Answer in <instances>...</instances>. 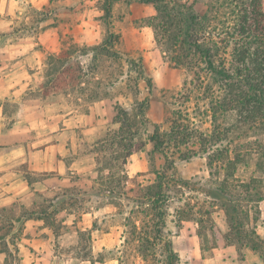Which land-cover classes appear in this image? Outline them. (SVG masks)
I'll use <instances>...</instances> for the list:
<instances>
[{"label":"trees","instance_id":"1","mask_svg":"<svg viewBox=\"0 0 264 264\" xmlns=\"http://www.w3.org/2000/svg\"><path fill=\"white\" fill-rule=\"evenodd\" d=\"M117 1L119 0H103L105 19L110 17L112 5ZM126 1L152 6L155 14L149 17V25L160 51L173 66L186 68L191 73L195 86L203 91V95L199 93L193 100V90H186L183 104L187 106L172 110L167 132H162L157 124L151 123L146 117L148 98H137L140 82L146 84L149 92L152 88L142 60L123 58L124 54L116 48L119 37L112 31H108L96 47L79 50L77 45L72 44L61 48L56 55L50 54L43 68L44 82L36 90L38 95L28 96L32 99H44L49 91H53L72 103L89 107L92 103L109 97L104 90L111 88L124 76L127 77V87L137 99L135 113L129 115L126 108L116 107L113 122L118 125V132L108 139L118 140V145L123 149L120 152L121 163L125 164L132 148L136 146L141 129L146 131L148 126H152L148 135L152 148L148 155L161 156L163 164L159 169H154L153 184L146 187L137 185V190L142 191V195L137 196L138 200L128 197L127 194L134 190L127 189L130 179L123 170H113V164H106L98 170L95 183L101 190L97 193L111 199L113 206L118 209L117 214L122 216V243L116 249L117 257L114 259L119 264H124L123 256L131 252L142 264H177L179 257L172 246L171 232L166 227L169 203L175 199L183 201L186 209L176 211V227L183 221L195 220L198 225L204 221L212 223L211 214L220 203L228 224V232L223 236L225 243L234 245L238 251L249 249L264 259V241L256 234V227L251 225L249 218L252 212L250 204L263 199L257 187L254 185L249 190V185L255 182L259 184L260 181L250 178L248 183L238 184L237 187L244 188L241 191L244 195L238 202H219V199L225 197L223 188L219 187L234 176L244 157L254 153L247 141L250 131H255L253 135H256L257 131L263 130L264 134V0H209L202 15L192 12L196 0ZM44 20L46 18L40 21ZM10 34H0V47ZM80 52L81 55H92L85 69L77 59ZM110 59L116 60L120 70L105 78H97L100 63L109 62ZM183 89L178 94H182ZM190 103L193 104L189 106ZM87 111L88 109L84 113ZM231 113H238L236 124L222 126ZM207 117L212 130L210 134L204 135L198 128ZM228 135L231 137L223 145ZM241 140L246 142L236 144L234 150L231 149L234 143ZM194 157L207 159L206 166L210 169V176L213 175L212 170L214 173H224L223 180L214 188L215 196L210 197V210L204 214H201L200 207L189 205L182 195L188 182L175 175L176 162H187ZM31 176L29 173L25 175L29 185L35 182ZM120 181L122 187H119ZM30 190L34 196L40 197L36 210H26L22 215L16 216L13 207L17 202L0 208V241L4 239L5 229L13 234L16 231L19 233L26 219L41 220L55 238L60 236L64 227L55 220V216L65 206L73 205L71 198L75 188H66L59 196L52 198L40 196L31 187ZM123 196L128 203L122 205L113 202ZM96 225L94 220L92 231L98 230ZM76 231L79 236L84 233ZM16 241L19 242L20 238L17 237ZM10 245L17 255L16 244ZM0 252L7 254L3 248H0ZM91 257L90 254H85L81 259L91 263H102L104 260L99 255L94 260Z\"/></svg>","mask_w":264,"mask_h":264},{"label":"rangeland","instance_id":"2","mask_svg":"<svg viewBox=\"0 0 264 264\" xmlns=\"http://www.w3.org/2000/svg\"><path fill=\"white\" fill-rule=\"evenodd\" d=\"M208 2L209 0H196L192 12L202 15ZM102 3L103 0H3L5 11L9 10V15L3 13V18L9 21L8 24L12 26V29L8 32L11 34L2 46H15L20 42L24 49L23 53L15 59L20 61L21 70L17 69L23 74L32 75V80L28 81L26 91L21 97L4 102L3 130L9 129L22 114L20 112L21 99L38 95L36 90L39 88V84L44 82L43 68L44 64L48 62L47 57L50 54L56 55L61 48L72 44L77 45L79 50L96 47L102 42L108 31L118 35L119 45L116 48L124 54L123 58H140L142 60L144 72L151 79L152 88L149 92L146 84L140 82L137 98H148L149 106L146 117L151 123L157 124L162 132H167L169 129L168 121L172 110L187 106L183 104L186 90L187 92L193 90L191 97L193 100L199 93L203 95V91L195 86L191 73L186 68L173 66L160 51L159 44L155 41L152 28L149 25V17L155 14L151 5L119 0L112 5L110 17L105 19ZM42 18H46V20L40 21ZM6 26L7 23H5ZM40 41L45 44L41 45ZM81 54V52L77 54V59L85 69L92 55L91 53ZM117 64L114 59L100 63L96 77L105 78L111 73L116 74L120 70ZM124 71H126L125 67ZM126 78L124 76L121 81L104 90L109 97L97 101L106 102L107 109L101 121L100 115H95L92 120L93 125L90 127L93 128V133L85 135L81 129L76 130L74 152L66 157V163L71 168L64 176L66 180L55 189L47 187V191L38 192L44 198H52L55 195L59 196L66 188H75L71 198L73 205L65 206V209L55 216V220L61 222L64 228L51 245L52 253L57 259L54 262V258H50L49 264H89V261L81 259L85 254H90L93 260L97 259L98 255L102 256L105 264H119L114 258L117 257L116 249L122 243V216L117 214L118 209L113 206L111 199L97 193L101 190V187L95 183L98 170L106 164H113V170H123L130 179L126 185L127 189L133 188L134 190L133 193L127 195L131 200H138L137 196H141L142 191L137 190V185L146 187L153 184V171L159 169L163 164L161 156L154 154L150 157L148 155L152 148L148 141L152 126H148L146 131L141 129L135 142L136 146L132 148L131 156L126 159L125 164L121 163L123 161L120 152H123V149L118 145V140L108 139L118 132V125L113 122L116 107L126 108L129 115L135 113L137 99L129 91L125 82ZM182 89V94H178ZM30 97L28 99H32ZM40 100L51 113L71 112L83 115L88 109V106L72 103L59 94H54L53 91H49L48 96ZM192 104L190 103L189 106ZM91 105L93 106V104ZM237 115L238 113H231L222 126L228 127L230 124H236ZM198 129L204 135L210 134L212 127L208 117L205 118L202 125H199ZM254 133L255 131L251 130L247 138V141L250 142L251 152L254 153L243 158L234 176L225 182V187H219V189L223 188L222 192L225 193V197L219 199V202L220 200L238 202L237 200L244 195V192H241L244 188L237 187L238 184L248 183L250 178L260 181L259 184L255 182L249 185V190L255 185L263 197L258 203H249L252 208L249 215L250 223L258 228L260 225L264 226V134L263 130L257 131L256 135H253ZM230 137L231 135H228L222 144L224 145ZM23 138L30 142L36 137H34V131L29 129L23 133ZM105 140L106 142L102 143ZM245 142L246 140L238 141L231 146V149L234 150L236 144ZM111 159L114 160L111 161ZM206 164L205 157H194L187 162H176L175 166V175L188 182L182 195L189 205H193L195 208L200 207L201 214L210 210L212 201L210 197L215 196L214 188L224 178L222 171L214 173L212 170L213 175L210 176V169ZM31 178L38 181L44 177L32 175ZM121 181L119 187L123 186ZM15 202L17 203L13 207L14 212L16 216H19L26 210H36L40 197L34 196L33 192L29 190L20 195L18 201ZM113 202L124 205L128 203V200L123 196L120 200ZM243 206H245V202ZM178 209L186 210L183 201L175 199L170 202L169 215L166 219L167 230L171 232L173 249L179 256L177 264H191L190 261L192 258L194 259L193 252H196L197 260L200 259L196 250H200V255L208 257L218 247L220 237L222 238L228 232V224L222 206L218 203L214 207V212L211 214L212 223L204 221L198 225L195 220L183 221L179 227H176L178 225L174 222V218ZM94 220H96L98 228L96 231L91 230ZM17 228L18 225L15 230ZM76 230L84 233L79 236ZM243 230L245 231V228ZM244 231L243 233H245ZM16 232L13 234L5 229L3 231L4 239L0 241V248L6 250L7 253L5 254L7 264H21L10 245L16 244L17 246V237L21 240L23 229L19 233ZM191 235L194 237L189 241L188 236ZM246 250L249 249H243L240 257ZM122 261L124 264H142L140 259L131 252L126 253ZM262 261L264 264V259ZM260 262L258 261V264ZM247 264L256 263L252 260Z\"/></svg>","mask_w":264,"mask_h":264},{"label":"crops","instance_id":"3","mask_svg":"<svg viewBox=\"0 0 264 264\" xmlns=\"http://www.w3.org/2000/svg\"><path fill=\"white\" fill-rule=\"evenodd\" d=\"M4 7L3 0H0V34L8 33L12 29L8 24L9 21L3 18V13L9 15V10L6 12ZM5 23H7L6 27ZM40 43L45 44L43 41ZM23 49L24 46H21L20 42L15 46L0 47V208L18 201V197L29 191L30 187L42 193L47 191V187L55 189L61 185L66 180L64 176L71 169L66 163V157L74 152L76 130L81 129L85 135L93 133V128L90 127L93 125L92 120L95 115H100L101 121L107 109L106 102L100 101L92 103L93 106L90 105L87 113L83 115L71 112L51 113L39 98H23L20 102L22 114L9 129L3 130L4 102L21 97L26 91L28 81L32 80L31 74H23L20 71V61L15 60L23 53ZM29 129L34 131L36 138L27 142L23 138V133ZM130 156L131 154L128 157ZM27 173L44 178L29 185L25 179ZM255 230L259 238L264 241V226L260 225ZM191 236H188L189 241L194 237ZM57 238L43 226L41 220H24L23 235L17 244L20 263L49 264L50 258H54L55 262L57 257L53 255L51 245ZM222 240L223 237H220L218 247L212 249L208 257L200 255V250H196L200 257L197 260L196 252H193L194 259L190 261L191 264H247L252 260L256 264L258 261L263 264V259L258 253L246 250L240 257L243 249L238 251L234 245L226 244ZM0 264H7L6 255L2 252H0Z\"/></svg>","mask_w":264,"mask_h":264}]
</instances>
